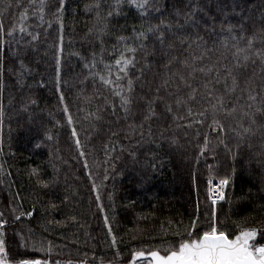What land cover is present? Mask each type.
Listing matches in <instances>:
<instances>
[{
    "label": "trees",
    "instance_id": "obj_1",
    "mask_svg": "<svg viewBox=\"0 0 264 264\" xmlns=\"http://www.w3.org/2000/svg\"><path fill=\"white\" fill-rule=\"evenodd\" d=\"M92 2L67 0L62 53L58 52L59 26L55 22L47 29V36V25L39 28V40L21 49L19 58L12 56L16 45L5 46L0 52L3 57L0 100L4 106L0 128V211L7 222L5 236L11 260L41 258L71 264L128 262L135 251L160 250L164 254L167 248H177L191 231L197 237L214 221L229 237L236 234L235 226L264 230V132H257L238 148L237 139L231 134L221 137L222 144L221 138L209 132V150L201 156L198 145L202 146L208 129L177 127L172 114L159 103L157 116L144 121L146 100L152 96L149 88L159 83L156 75L161 68L156 63L162 58L159 50L147 57L153 67L145 73V85L137 86V103L127 119L119 109L115 116L110 110L101 111L99 121L89 115L97 112L101 96H109V100L118 103V98L111 97L84 68L92 52L97 53V58L100 53L99 42L94 35H87L88 29L102 27L104 23L97 22L95 11L85 10ZM7 3L13 7L6 9ZM111 3L112 0L107 3L101 0L102 16ZM234 3L239 7L233 12ZM15 4L16 0H0L5 30L22 10ZM174 4L176 0H159L161 12L150 13L151 22L158 23L159 16L175 21L171 15ZM207 5L206 14L201 12L195 17L200 28L189 26L183 31L192 37L199 32L207 47L214 50L210 53L213 60L221 54L231 58L220 43L227 36V32L221 31L222 23L225 27L227 23L238 25L244 16L252 17L249 23L264 26L257 19L264 14V0H207ZM56 7L57 0H51L50 10L54 12ZM121 12L107 20L109 34L104 39L109 50L117 36L130 37L133 28L139 29L145 23L127 3ZM29 17L27 23L34 25L35 18L31 14ZM213 25L215 32L211 30ZM252 31L248 28L247 34L252 35ZM147 43L151 48L154 41L150 37ZM156 47L159 49V45ZM19 59L26 65L22 83ZM105 59H110L107 53ZM247 78L253 87L264 91V65L259 60L248 67ZM33 100L35 104L31 103ZM64 103L73 116L72 126L62 110ZM141 123L144 137L138 133L130 135L129 125ZM73 126L80 148L71 134ZM46 133L52 136L51 140ZM112 148L116 150L111 151ZM131 152L135 155H129ZM33 169L37 175L32 174ZM210 178H227L231 188L228 202L217 205L216 215L208 194ZM42 182L48 186L44 187ZM28 212L32 213L30 217L20 216ZM193 223L194 230L190 227ZM257 241L264 244L260 237ZM49 246L50 252L39 250Z\"/></svg>",
    "mask_w": 264,
    "mask_h": 264
},
{
    "label": "snow or ice",
    "instance_id": "obj_2",
    "mask_svg": "<svg viewBox=\"0 0 264 264\" xmlns=\"http://www.w3.org/2000/svg\"><path fill=\"white\" fill-rule=\"evenodd\" d=\"M66 2L67 0H57V7L53 12L50 10L51 0H27L26 6L24 0H16L15 7L22 10L7 30H5L3 19L0 18V52L5 46L12 48L16 45L12 56L19 58L21 49H27L39 40L38 29L47 25L45 29V36H47V29H51L55 22L59 26L58 52L62 53ZM125 3L134 7L145 23L139 29L133 28V34L130 37L117 36L116 43L111 45L109 50L105 47L104 39L109 34L107 20L114 15H121L122 6ZM207 6V0H176L174 12L171 14L175 16V21L167 16H159L157 17L158 23H152L150 13L161 12L159 0H112L104 16L101 15V0H93L92 3L86 5L85 10L95 11L97 22L103 20L104 23L102 27L94 26L88 29L87 35H94L95 40L99 42L100 53L97 58V53L92 52L91 59L85 62L84 68L88 69L89 76L94 81L98 80L111 97L118 98V103H115L109 100V96H101L102 103L98 106L97 112L89 115L95 116V119L99 121L102 119L99 114L101 111L110 110L115 116L119 109L123 113V118L127 119L137 103L136 88L138 85L141 87L145 85V73L153 67L147 57L156 55L159 50L162 56L156 61L161 65L160 71L156 74L159 76V83L149 88L152 96L146 100L144 121L157 116L156 106L159 103L164 105L167 113L172 114L177 127L199 126L208 129V132L204 134L202 146L198 145L201 156L209 150V132L215 134L217 138L223 137L226 133L231 134L237 139V148L241 142L255 136L257 132H264V91L253 87L252 81L247 78V69L250 65L256 64L257 60L264 65V26L258 27L256 22L249 23L252 17L244 16L241 17L238 25L227 23L225 27L222 23L221 31L227 32V36L220 43L230 53L231 58L221 54L213 60L210 53L214 50L207 47L199 32L192 37L183 31L189 26L200 28L195 17L201 12L206 14ZM12 7L11 3H7L6 9ZM237 7L239 5L234 3L233 12ZM29 14L36 20L34 25L27 23L30 18ZM3 15L4 12L0 11V17ZM46 16L52 18L46 19ZM257 19L260 25H264V14ZM226 21L227 17H225ZM248 28L253 30L252 35L247 34ZM211 30L215 32V25ZM150 37L154 41L151 48L147 43ZM156 45H159V49ZM106 53L110 59H105ZM81 59L85 58L81 57ZM2 60L3 57L0 56V75L3 74ZM19 66L22 83L23 71L26 70L23 59H19ZM56 66V83L59 87V56L56 59ZM0 94H2V85H0ZM59 98L63 103V93ZM31 103L35 104V101ZM27 107L25 105V111ZM62 110L67 116L68 125L72 126L73 116L66 103L63 104ZM3 117L4 106L0 100V128L3 126ZM181 121L183 123H180ZM143 127V123L130 124L129 134L138 133L143 138L145 135ZM199 127L196 132L198 138L200 136ZM71 134L76 137V146L80 148V139L74 126ZM148 134L151 135V125H149ZM46 138L51 140L52 136L46 133ZM219 142L224 143L222 138ZM39 146L37 144V147ZM248 146L251 147L250 144ZM224 147L231 151L227 144H224ZM115 150V148L111 149V151ZM120 150L124 151L123 148ZM80 155H84L83 151ZM129 155L134 156L135 153L131 152ZM84 167H88L87 161L84 162ZM32 174L37 175V170L33 169ZM38 183L41 182L38 181ZM42 183L44 187L48 186L47 182ZM208 183H212L211 178ZM228 183L227 178L219 181L221 186ZM93 187L95 188L94 182ZM209 191L211 192V188ZM96 199H100L98 193ZM2 216L3 213L0 212V217ZM16 218L19 219V217ZM105 223H107V217H105ZM190 227L194 230L195 223ZM109 233H111L110 226ZM258 235L261 240H264V230L242 228L239 234L230 239L225 231L219 230L212 224L202 234H197L196 239H192L189 233V238L182 240L178 248H167L164 254H161L160 250L135 251L131 264H137V262L139 264H264V244L258 246L256 240ZM3 237L4 234L0 232V264H13L8 258ZM112 244H116L114 235ZM39 250L50 252L51 247L47 249L42 247ZM15 264H48V261L19 259ZM56 264L59 262L57 261ZM69 264H71L70 261Z\"/></svg>",
    "mask_w": 264,
    "mask_h": 264
},
{
    "label": "rangeland",
    "instance_id": "obj_3",
    "mask_svg": "<svg viewBox=\"0 0 264 264\" xmlns=\"http://www.w3.org/2000/svg\"><path fill=\"white\" fill-rule=\"evenodd\" d=\"M229 181V180H228ZM227 193H228V191H229V189H230V191H231V188H230V184L228 183L227 184ZM227 193H226V198L228 197V195H227ZM228 199V198H227ZM0 212H2V211H0ZM3 213V212H2ZM30 212H28L27 214L26 213H21L20 214V216H22V217H30ZM214 214L216 215V212L214 211ZM5 220L3 219V216L2 217H0V232H2L3 234H4V241H5V247H6V250H7V252H8V258L11 260V258H10V256H9V250H8V243H7V240H6V234H7V231H6V223L7 222H4ZM246 227H248V226H246ZM249 227H255V226H249ZM236 228V227H235ZM219 229V228H218ZM191 233V232H190ZM225 233L228 235V232H226L225 231ZM236 234H238V233H236ZM235 234V235H236ZM188 236V235H187ZM179 247V246H178ZM177 247V248H178ZM25 259H39V260H47L48 261V264H56V262L57 261H51V260H49V259H41V258H25ZM12 262H13V264H15V262L16 261H13V260H11ZM59 262V264H69L68 262H66V261H63V260H59L58 261ZM85 264V263H84ZM89 264V263H88ZM96 264H131V260L130 261H128V262H116V263H106V262H104V263H102V262H100V263H96ZM137 264H139V262H137Z\"/></svg>",
    "mask_w": 264,
    "mask_h": 264
},
{
    "label": "built area",
    "instance_id": "obj_4",
    "mask_svg": "<svg viewBox=\"0 0 264 264\" xmlns=\"http://www.w3.org/2000/svg\"><path fill=\"white\" fill-rule=\"evenodd\" d=\"M211 181L212 183L209 184V189L211 188V192L209 191V197H210V200L216 204L224 199L226 185L221 186L219 184V181H220L219 179H211ZM221 192H222V198H221ZM246 228H256V227H246ZM236 229L238 230V234H239L242 228L236 227ZM256 229H259V228H256Z\"/></svg>",
    "mask_w": 264,
    "mask_h": 264
}]
</instances>
